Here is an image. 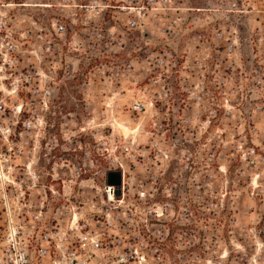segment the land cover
Segmentation results:
<instances>
[{
	"label": "rangeland",
	"instance_id": "1",
	"mask_svg": "<svg viewBox=\"0 0 264 264\" xmlns=\"http://www.w3.org/2000/svg\"><path fill=\"white\" fill-rule=\"evenodd\" d=\"M5 1L24 86L52 93L0 100L23 108L2 114L0 260L10 215L28 235L43 209L145 236L151 264H264V0Z\"/></svg>",
	"mask_w": 264,
	"mask_h": 264
},
{
	"label": "built area",
	"instance_id": "2",
	"mask_svg": "<svg viewBox=\"0 0 264 264\" xmlns=\"http://www.w3.org/2000/svg\"><path fill=\"white\" fill-rule=\"evenodd\" d=\"M11 3L0 0V100L6 97H18L22 91H28L33 97L35 94L50 96L51 88H30L24 86L20 71L21 57L24 51L22 36L12 24L10 15ZM132 26L137 22H131ZM56 33L67 31L62 21L52 24ZM42 27L40 30H45ZM18 33V34H17ZM51 33V32H50ZM52 34V33H51ZM48 50L52 46L48 45ZM28 82V80H26ZM135 108H140L136 104ZM11 112L21 114L22 106L7 107L0 101V150L11 139V126L2 120V114ZM24 127L30 126V122H23ZM1 155V154H0ZM6 177L5 159L0 156V178ZM34 184L39 182L38 174L32 175ZM110 199L116 195L113 187L106 188ZM21 205L27 207L28 201L23 185L20 193ZM31 202V201H30ZM10 210V208H9ZM43 209L33 214L31 223L33 227L42 224V228L36 232L34 228L30 234L25 235L24 226L17 224L10 215V222L3 238L2 258L0 264H151L149 255L145 251L148 242L145 236L141 244H136L122 237H112L108 234L106 239L100 229H87V224H81L79 220L63 225L58 218L50 226L45 225ZM36 232V234H35Z\"/></svg>",
	"mask_w": 264,
	"mask_h": 264
}]
</instances>
